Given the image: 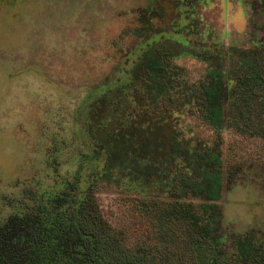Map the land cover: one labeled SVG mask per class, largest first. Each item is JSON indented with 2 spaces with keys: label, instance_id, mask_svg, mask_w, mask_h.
<instances>
[{
  "label": "rangeland",
  "instance_id": "374dc122",
  "mask_svg": "<svg viewBox=\"0 0 264 264\" xmlns=\"http://www.w3.org/2000/svg\"><path fill=\"white\" fill-rule=\"evenodd\" d=\"M166 39L175 42L174 51L222 55L229 78L241 51L264 56V0H0L1 225L73 179L86 151L87 106L126 79L147 43ZM208 66L186 52L172 60L188 90L205 80ZM172 121L191 147L220 141L218 204L229 257L239 239L258 245L264 238V139L229 127L218 134L190 103ZM127 184L101 180L96 199L104 219L132 245L146 241L151 229L139 200L169 198Z\"/></svg>",
  "mask_w": 264,
  "mask_h": 264
},
{
  "label": "trees",
  "instance_id": "16d2710c",
  "mask_svg": "<svg viewBox=\"0 0 264 264\" xmlns=\"http://www.w3.org/2000/svg\"><path fill=\"white\" fill-rule=\"evenodd\" d=\"M174 44L147 43L126 79L89 103L78 171L34 210L0 224V264H264L263 237L255 246L249 237L239 239L234 256L227 253L218 204L220 141L191 147L172 121L190 103L218 134L229 127L264 139V56L241 51L228 78L222 55L174 51ZM185 52L209 63L205 80L193 90L185 89L172 67ZM104 179L168 194L163 203L139 200L151 225L146 241L129 245L104 219L96 199Z\"/></svg>",
  "mask_w": 264,
  "mask_h": 264
}]
</instances>
